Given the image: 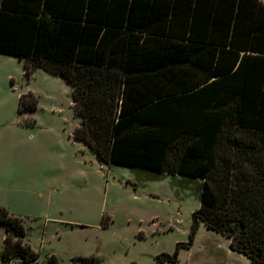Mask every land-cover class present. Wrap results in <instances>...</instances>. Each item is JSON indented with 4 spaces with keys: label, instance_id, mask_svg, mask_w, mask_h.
Masks as SVG:
<instances>
[{
    "label": "trees",
    "instance_id": "obj_1",
    "mask_svg": "<svg viewBox=\"0 0 264 264\" xmlns=\"http://www.w3.org/2000/svg\"><path fill=\"white\" fill-rule=\"evenodd\" d=\"M0 53L71 87L74 139L104 164L200 180L191 242L203 224L264 264L262 0H0ZM0 227L3 264L37 261L22 218L0 207Z\"/></svg>",
    "mask_w": 264,
    "mask_h": 264
},
{
    "label": "rangeland",
    "instance_id": "obj_2",
    "mask_svg": "<svg viewBox=\"0 0 264 264\" xmlns=\"http://www.w3.org/2000/svg\"><path fill=\"white\" fill-rule=\"evenodd\" d=\"M23 64L0 53V207L23 219L33 264H249L203 224L190 241L200 180L104 164L74 139L71 87L41 69L26 78ZM22 96L33 110L20 115ZM3 238L0 227V251ZM178 244V262L156 260Z\"/></svg>",
    "mask_w": 264,
    "mask_h": 264
},
{
    "label": "crops",
    "instance_id": "obj_3",
    "mask_svg": "<svg viewBox=\"0 0 264 264\" xmlns=\"http://www.w3.org/2000/svg\"><path fill=\"white\" fill-rule=\"evenodd\" d=\"M263 1V0H262ZM263 3H264V1H263ZM229 241V240H228Z\"/></svg>",
    "mask_w": 264,
    "mask_h": 264
}]
</instances>
